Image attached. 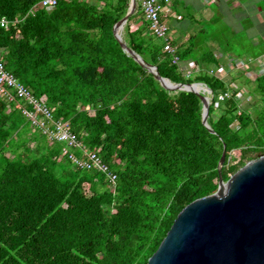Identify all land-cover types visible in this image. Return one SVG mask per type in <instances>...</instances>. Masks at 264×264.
<instances>
[{"label": "trees", "instance_id": "1", "mask_svg": "<svg viewBox=\"0 0 264 264\" xmlns=\"http://www.w3.org/2000/svg\"><path fill=\"white\" fill-rule=\"evenodd\" d=\"M40 1L0 0V59L116 179L77 167L68 156L81 149L31 126L18 99H0V264H146L177 213L216 190L224 148L223 180L264 154V72L250 108L220 100L232 87L208 71L214 53L202 51L199 70L185 74L194 40L173 63L143 17L132 24L136 0L124 42L171 82L211 89L210 132L199 95L161 86L113 35L129 0H57L49 10Z\"/></svg>", "mask_w": 264, "mask_h": 264}, {"label": "water", "instance_id": "2", "mask_svg": "<svg viewBox=\"0 0 264 264\" xmlns=\"http://www.w3.org/2000/svg\"><path fill=\"white\" fill-rule=\"evenodd\" d=\"M135 7L136 0H129L125 15L113 25V35L121 48L164 88L199 95L201 121L213 132L207 122L211 89L199 82H171L124 42L121 31ZM196 84H203L207 93L197 91ZM225 154L224 148L217 164L216 190L192 200L177 213L146 264H264V154L247 161L223 180Z\"/></svg>", "mask_w": 264, "mask_h": 264}, {"label": "crops", "instance_id": "3", "mask_svg": "<svg viewBox=\"0 0 264 264\" xmlns=\"http://www.w3.org/2000/svg\"><path fill=\"white\" fill-rule=\"evenodd\" d=\"M142 17L139 12L132 24L138 23ZM160 19L168 26L167 40L175 50L194 40L193 56L180 64L185 74L191 75L199 70L197 57L205 50H211L219 63L210 64L208 71L230 82L232 88L245 86L248 91L247 86L252 79L264 72V49L259 48L256 54L251 51L235 55L226 53L223 57L220 48L211 39L213 25L223 22L233 34H240L253 47L264 44L262 0H170L160 13ZM146 32L152 34L149 29ZM249 98L247 95V100Z\"/></svg>", "mask_w": 264, "mask_h": 264}, {"label": "built area", "instance_id": "4", "mask_svg": "<svg viewBox=\"0 0 264 264\" xmlns=\"http://www.w3.org/2000/svg\"><path fill=\"white\" fill-rule=\"evenodd\" d=\"M57 0H41L37 6L51 9ZM143 18L148 23L150 32L163 40V50L171 55L173 63L178 64L179 59L175 54V48L167 40L168 26L161 21L160 13L165 10L170 0H137ZM37 6H33L31 11ZM7 19L0 16V24L4 25ZM248 91L245 87L230 88L218 95L220 100L233 97L238 103L247 99ZM0 99L7 103L19 100L21 102L20 111L28 119L30 125L45 134L48 139L63 142L68 147L79 148L82 150V158L69 154V159L79 168H96L105 174L108 182L114 183L116 179L108 165L102 161L96 152L84 148L66 126V123L53 117L51 109L34 97L29 89L18 83L15 77L5 69L0 59ZM63 152H66L64 150ZM232 155V152H231ZM233 156V155H232ZM234 157V156H233ZM236 162V161H234Z\"/></svg>", "mask_w": 264, "mask_h": 264}, {"label": "rangeland", "instance_id": "5", "mask_svg": "<svg viewBox=\"0 0 264 264\" xmlns=\"http://www.w3.org/2000/svg\"><path fill=\"white\" fill-rule=\"evenodd\" d=\"M142 10V9H141ZM219 25H218V24ZM216 24L213 25L212 30H211V39L213 40V44H217L218 47L220 48V52L222 53V56L226 53H229L231 55L235 54H243L244 52H253V54H256L258 52L259 48L264 49V44L261 43L260 47H253L252 45L248 44V42L243 38L240 34H233L228 27H226L223 22H217ZM256 77L252 79L251 84L247 86L248 91H250L248 96H250L249 100H241L238 105L243 108V107H249L250 105L253 104L254 102L258 101L259 95L257 92H254V80ZM245 87V86H244ZM246 88V87H245ZM250 88V89H249ZM215 118V114H213ZM232 155L234 157H238L237 153L234 151L232 152Z\"/></svg>", "mask_w": 264, "mask_h": 264}, {"label": "bare ground", "instance_id": "6", "mask_svg": "<svg viewBox=\"0 0 264 264\" xmlns=\"http://www.w3.org/2000/svg\"><path fill=\"white\" fill-rule=\"evenodd\" d=\"M194 88L197 90V91H203L205 94L207 93V88L203 85V84H196L194 86Z\"/></svg>", "mask_w": 264, "mask_h": 264}]
</instances>
